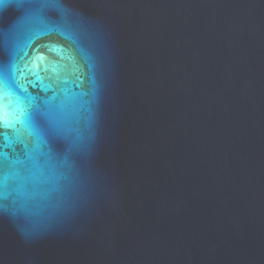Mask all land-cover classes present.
Segmentation results:
<instances>
[{"label":"water","instance_id":"water-1","mask_svg":"<svg viewBox=\"0 0 264 264\" xmlns=\"http://www.w3.org/2000/svg\"><path fill=\"white\" fill-rule=\"evenodd\" d=\"M56 2L0 0V70L82 147L55 209L0 211V264H264V0Z\"/></svg>","mask_w":264,"mask_h":264},{"label":"snow or ice","instance_id":"snow-or-ice-1","mask_svg":"<svg viewBox=\"0 0 264 264\" xmlns=\"http://www.w3.org/2000/svg\"><path fill=\"white\" fill-rule=\"evenodd\" d=\"M20 2H40L41 8L60 7L58 2L50 5L49 0ZM45 60L37 52L18 71L39 81L40 73L49 71ZM17 90L27 92L14 72L0 70V211L10 210L30 218L36 209H55L70 192L71 185L65 181L70 180L72 161L82 147L83 136L80 121L53 119L48 113L55 111V106L42 113L34 97H25ZM17 124L34 137L32 142L19 136ZM8 128L17 132L15 141L3 131ZM17 144L22 145L19 151L14 147ZM9 146L13 147L12 153L2 150Z\"/></svg>","mask_w":264,"mask_h":264}]
</instances>
